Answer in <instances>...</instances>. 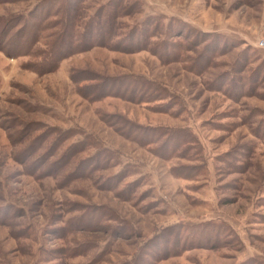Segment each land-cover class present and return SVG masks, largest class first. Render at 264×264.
I'll list each match as a JSON object with an SVG mask.
<instances>
[{"label":"rangeland","instance_id":"1","mask_svg":"<svg viewBox=\"0 0 264 264\" xmlns=\"http://www.w3.org/2000/svg\"><path fill=\"white\" fill-rule=\"evenodd\" d=\"M51 3L0 0V33ZM24 24L0 37V264H264V0H120L106 42L46 73L62 26L14 56ZM127 122L181 143L160 156Z\"/></svg>","mask_w":264,"mask_h":264},{"label":"trees","instance_id":"2","mask_svg":"<svg viewBox=\"0 0 264 264\" xmlns=\"http://www.w3.org/2000/svg\"><path fill=\"white\" fill-rule=\"evenodd\" d=\"M52 3L45 8V6H41L36 11H30L29 14L27 15H18L15 16V18H1V22L4 25H7L8 23L10 24H15V28L17 24L20 22L21 19L25 21V24L22 29L24 28L23 32H25V35H21L23 39L19 38L18 36L12 37L9 39V41L18 38V43L14 44V50H16L14 56H19L21 51H24L25 53H32V48L33 46L39 42L41 39L45 38L48 36L47 31L49 29L55 28V25L57 26H62L61 32L59 35H56L53 40H51L50 43H48V49L45 51L44 49L41 50L42 55L40 57V61L35 64V69L36 71L42 73V72H50L58 68L60 60L69 52L73 51L74 48V40L72 38H77L79 37L80 41L76 42L75 44L78 45L80 48H89L94 42L91 40L93 38V35L96 34L97 37L99 38L98 40H95V43H103L106 42L107 35L108 33H105V26L108 25L112 29V25L115 22V18H117V8H119V2L120 0H112L110 3L105 5L104 7H101L99 10H96L94 13H92L87 21H85L82 24V28L80 30H77V23H78V16L75 13V10L77 9V5L82 2L83 0H51ZM114 3V4H113ZM53 4V5H52ZM113 4V9H109L111 5ZM53 6V7H52ZM53 8V10H52ZM116 8V9H114ZM75 9V10H74ZM73 11V12H72ZM58 14L60 17L59 22L57 24L53 23H45L44 20L48 17V15H54ZM18 17V18H16ZM24 17V18H21ZM155 18L150 17L148 18L145 23L151 25H156L153 21ZM13 22V23H12ZM153 22L154 24H152ZM4 25L3 29L0 33L1 40H5L6 35L4 32ZM50 25H53V27H49ZM142 25H140L141 27ZM170 25L167 26L166 32L167 35L168 33H171L172 31H177L174 29V27H170ZM139 27V26H138ZM18 28V27H17ZM49 28L48 30H46ZM21 29V30H22ZM141 29V28H139ZM45 30L46 34H43V31ZM20 31V29L18 30ZM135 33H140L138 30L135 31ZM5 35V36H4ZM55 35V34H54ZM110 35V34H109ZM108 35V36H109ZM147 36H145V32L141 31V34L138 38V42H140L139 46L142 45V42L146 41ZM150 37V35H149ZM72 39V40H71ZM20 40V42H19ZM24 44H23V41ZM2 44V43H1ZM118 45V44H117ZM116 46V45H115ZM2 51L6 49H11L7 42H5L4 46L0 47ZM27 51V52H26ZM24 54V55H28ZM160 56L162 55L161 52L159 53ZM163 57V56H162ZM196 60L194 61V63ZM193 63V64H194ZM135 81H139L137 78H134ZM150 82V81H149ZM148 82L147 86L142 87V93L146 96H153L156 94L155 89L157 86L154 84H151ZM142 86V84H140ZM139 89H141L139 87ZM127 91L133 92L134 90L129 87H127ZM135 93V91H134ZM136 96L134 94L132 96H127L128 99H136ZM142 98V97H141ZM162 131H168L164 135V140L158 138L155 140V138H152V136H148L149 134H157L161 135ZM173 131V132H172ZM176 130H172L170 128H163V127H153V128H147V127H137L136 125H133V123H128L126 125V128H121L120 132L122 135L131 140L135 141L137 144L141 146H150L155 143L161 142L160 146L156 148V153L160 156H164L165 152L163 149L166 147V145H169L172 141H176L174 145H179L181 143V138L180 136L177 137L176 134L173 135V133ZM158 141V142H157ZM163 141V142H162ZM169 155V154H168ZM111 156V155H110ZM104 158V163L105 165L107 164V161L109 162V155L103 156ZM103 163V164H104ZM118 184V183H116ZM115 184V185H116ZM131 188V186H130Z\"/></svg>","mask_w":264,"mask_h":264},{"label":"built area","instance_id":"3","mask_svg":"<svg viewBox=\"0 0 264 264\" xmlns=\"http://www.w3.org/2000/svg\"><path fill=\"white\" fill-rule=\"evenodd\" d=\"M257 46H258V47H261V48H264V40H259V41L257 42Z\"/></svg>","mask_w":264,"mask_h":264}]
</instances>
